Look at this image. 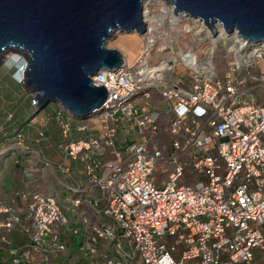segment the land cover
Masks as SVG:
<instances>
[{
	"label": "built area",
	"instance_id": "2783aa9c",
	"mask_svg": "<svg viewBox=\"0 0 264 264\" xmlns=\"http://www.w3.org/2000/svg\"><path fill=\"white\" fill-rule=\"evenodd\" d=\"M154 1L133 64L122 53L120 69L93 78L108 94L99 136L72 141L70 119L57 116L64 157L84 165V184L70 189L78 213L70 221L49 196L0 201V232L23 238L2 234L0 264L47 262L69 253L71 238L101 264H264V42L235 32L221 49L226 31L215 38L204 21ZM154 93L169 113L151 107ZM117 119L133 140L125 150Z\"/></svg>",
	"mask_w": 264,
	"mask_h": 264
},
{
	"label": "water",
	"instance_id": "95a60500",
	"mask_svg": "<svg viewBox=\"0 0 264 264\" xmlns=\"http://www.w3.org/2000/svg\"><path fill=\"white\" fill-rule=\"evenodd\" d=\"M144 0H0V55L24 60L25 88L38 106L61 105L74 118L101 111L107 91L93 84L118 70L123 55L107 46L116 31H146ZM176 12L220 23L248 42H264V0H166Z\"/></svg>",
	"mask_w": 264,
	"mask_h": 264
},
{
	"label": "rangeland",
	"instance_id": "374dc122",
	"mask_svg": "<svg viewBox=\"0 0 264 264\" xmlns=\"http://www.w3.org/2000/svg\"><path fill=\"white\" fill-rule=\"evenodd\" d=\"M216 29L218 30L219 27H217ZM217 30L216 31L214 30L213 33H211L212 36L215 37V38L219 34L217 32ZM120 33L113 35L112 38L108 41L107 46L110 49H116V50L121 51L122 53H124L126 55V57H127V60H126L127 65L130 67L133 64V62L135 60V57H136V55L138 53L139 46H140L142 38L138 34L124 35L122 32H120ZM233 34H229V33L225 32V34L223 36L224 42L220 43L219 48L223 49V47H229L230 46V41L232 40L231 36ZM215 35H217V36H215ZM184 44L186 46L190 45V43L187 42V41ZM182 47H185V46L183 45ZM17 54L18 53H16V51H9V52L5 53L4 55H2L0 57V90L2 89L1 88L2 86H4V85L7 86V84L8 85L11 84L8 94H10V93L12 94L13 91H15V90H16V94L19 93V95H20L21 92H23L24 95L28 94L31 97L32 105H36V103H35V101L33 99V96H31L28 93V90H26L25 86H24L23 72L25 71V66L22 69V76L20 77L21 78L20 82H15V81H13L12 79L9 78V73H10L9 71L14 68V67L11 68V66H9V62H10V60H11V58L13 56H18ZM222 67H223V65L220 64L219 69H220L221 72H223ZM175 72H176L177 75H182L183 74V70L180 69V68L175 70ZM174 77H175V74H171L170 76L167 77L166 82H172L173 81L172 78H174ZM17 83L20 86H18ZM10 90L12 92H10ZM16 94L13 93V95H16ZM137 102H139V100ZM22 104H23V102L20 104V109L18 111L19 113H17L15 115V120H13L12 122H11V119H8V117H9L8 113L9 112L7 110H6L5 113H3V112L0 113V137L3 135L4 131H7L11 127L13 128L16 125L15 121L18 120V118L21 117L23 115V113L26 111L27 107L22 109ZM164 106H165L164 102L161 101L160 99L152 104V107L154 109H156V110H160ZM17 107H19V106H17ZM12 112H14V110H11V113ZM41 117H43V116L38 115L36 118H34L33 119L34 120V124L40 125L39 122L42 119ZM43 118H45V117H43ZM96 119H97V117L87 119L88 120V124L87 125L89 127L90 132L77 134L76 136H74V138L75 139H76V137H77V139H81V138L82 139H84V138H86V139H88V138H96L97 135L96 136L92 135L94 131L97 132V130L99 129L98 127H99L100 124L98 126H96V124H97V120ZM46 121H47V118L43 122H46ZM29 123H31V121H29ZM54 124H55V120L52 121L51 126H53ZM36 125H31V127L34 130H36L37 128H40V130L44 129V127H36ZM22 126H25V127L23 128L24 130H22L20 132V137H22L23 141L25 142V145H27V146L28 145H30V146L32 145V148L34 150H40V146H42L44 144V139L41 141L40 144H34V143L38 142L36 140V137L38 136V133L34 132L33 130L28 129V127H29L28 124L22 125ZM42 126H43V124H42ZM5 133L14 134L11 131L10 132L7 131ZM37 139L40 140L41 138H37ZM5 142L6 143H12V141L9 140V139L5 140ZM15 143H13V145ZM13 145H12V147H13ZM55 145H56V149L58 150V148H57L58 147V143H56ZM43 146H46V145H43ZM49 147H51V145L48 144V146L45 147V150L47 152L53 151L52 157L48 156V158L52 162V168L54 169L55 173H54V171H52V169L50 167H48V166H44L43 167L44 163H41V165H42L41 169H36L35 170V169H33V166L29 165V168H25V171L34 172V170H35V172L32 173L31 178L32 177H37V178L42 179L45 182L47 180H49L51 177L54 178V180L48 181L47 184L42 185L39 189H33L31 191V193H30L31 195H34L35 193H40L43 196H51L52 191L53 190H57L56 199L60 200L62 197L63 198H67V197L70 196L68 188H65L64 185H66L68 183V181H67L68 179H74L75 178L77 180V179L81 178L82 173L84 171V165L80 161H73V160L65 161L63 163V167L64 168H69L70 171H71V175H70V173H69V175H65L59 168L57 170L56 163L54 164L53 161H52V159L55 160V159L58 158L57 150H54L53 148L50 150ZM41 155H42V157H44L43 154H41ZM37 156H38L37 154H33V153L30 154L29 155L28 164H33V163H30L31 161H33V157H34L35 161L38 162V160L36 158ZM34 167H36V166H34ZM164 170H167V167H164ZM171 170H172L171 167L167 171H162V169L159 168V170L154 174V176H155V178L157 180V183L160 186H163L166 183V181L168 180V177H169V174H170ZM31 178L28 181V186L33 182V180H31ZM12 185L13 184L9 182V186L11 187ZM63 213H64L65 217H67L70 221L73 220L74 213L68 212L66 210V208H64ZM78 260H80V256L79 255H75L71 260H69L68 258H61V256L59 254H56V255L52 256L51 261H50L49 264H75L76 261H78Z\"/></svg>",
	"mask_w": 264,
	"mask_h": 264
},
{
	"label": "trees",
	"instance_id": "16d2710c",
	"mask_svg": "<svg viewBox=\"0 0 264 264\" xmlns=\"http://www.w3.org/2000/svg\"><path fill=\"white\" fill-rule=\"evenodd\" d=\"M9 66H11V68L14 67L13 69H11L9 71L10 72L9 78L15 82H20V80H21L20 77L22 76V69L25 66V62L19 56H13L9 62ZM10 85L11 84H9V85L7 84V86L4 85L1 87L2 89L0 90V105L5 103L6 100L4 98H7L8 95L11 96V93L8 94L9 89H10ZM18 86H20V85L18 84ZM10 92H12V91L10 90ZM13 92L16 94V90ZM25 98H26V100H25L24 104H25V108L27 107L26 111L23 113V115L21 117L18 118V120L15 121L16 125L13 128L11 127L7 130L9 132L10 131L13 132L14 134H12V133L8 134V133H5L7 131H4L3 135L0 137V199L7 202V203H12L16 206L22 205L21 194L31 195L30 193L33 189H39L42 185L47 184L48 181L54 180L53 177H51L46 182L40 178H37V177L31 178V175L34 172L25 171V168H29V164H28L29 153L32 151H34V152L37 151V150H34L32 148V145L31 146L25 145L26 150L28 152L25 154L20 152V151L15 152L12 150L13 143H15L17 138L20 137V132L22 130H24L23 128L25 126H22V125L28 124V126L30 127V130L37 132L38 136L36 138H41L40 140L37 139V141L41 143V141L43 139H44V141L46 140V138L44 137L43 131L38 130V129L34 130L33 128H31V125H36V124H34L33 119L36 118L38 115H40V116L44 115L45 118L49 119L53 116H56V115L58 116V114H60L63 118L70 119L71 124H72V128H73L71 140H73V141L77 140L74 138V135L78 134V132L76 131L75 128H77L81 124V122H79V120L72 119L73 117H71V115L69 114V111L65 110L61 106L49 105V106L35 107L31 103V97L30 96L27 95ZM11 110H14V112L11 113ZM17 111H18V108H15V107H12L10 109L8 116L11 117V122L13 120H15V115L17 114ZM29 121H31V123H29ZM57 126H58V123H57ZM36 127H37V125H36ZM58 129H59V126H58ZM59 132H60V129H59ZM79 134H82V133H79ZM60 138H61V140L58 143L57 148H58L59 152H61V156L55 160L52 159L53 163L54 164L56 163V165H57V170L59 167H61L63 165V163L65 161H68V160H65L63 158L64 155H63V152L61 151V148H60V146L62 144L61 133H60ZM7 139L11 140L12 143H6L5 140H7ZM40 156L43 160H45V162L50 163V165L52 166V162L50 160L45 159L44 157H42V155H40ZM35 166L36 167H33V169H35V170L42 168L41 163H37ZM54 173H55V171H54ZM70 175H71V171H70ZM30 178H31V180H33V182L28 186V181ZM84 178H85V170L83 171L81 178H79L77 180L75 178L74 179H68L67 180L68 183L66 185L71 186V187L78 186L79 180H83ZM9 182L13 184L11 187L9 186ZM52 192L57 193V190H53ZM17 235L19 236L18 233H17ZM18 236H15L16 241H20V238ZM8 237H9V239H11V234H9ZM76 264H90V263L87 262L85 259H80V260H78V262Z\"/></svg>",
	"mask_w": 264,
	"mask_h": 264
},
{
	"label": "crops",
	"instance_id": "0c3cea01",
	"mask_svg": "<svg viewBox=\"0 0 264 264\" xmlns=\"http://www.w3.org/2000/svg\"><path fill=\"white\" fill-rule=\"evenodd\" d=\"M14 93V92H13ZM13 93L11 94V96L10 95H8L7 96V98H4L6 101H5V103L4 104H1L0 105V113H5L6 112V110L8 111V112H10V109L12 108V107H15V108H18V111H19V109H20V104H21V102H23V104H22V109L23 108H25V104H24V102H25V100H26V96L28 95V94H25L24 95V93L23 92H21L20 93V95H19V93L18 94H16V95H13ZM29 93V92H28ZM24 95V96H23ZM29 96V95H28ZM160 99V97H159V95L158 94H156V93H154V94H152V97H151V100H150V105H151V107H152V104L154 103V102H156V101H158ZM161 100V99H160ZM11 103V104H10ZM165 104V103H164ZM17 106H19V107H17ZM153 108V107H152ZM17 111V113H19ZM160 112H162V113H164V114H167V113H169L170 111H169V109H168V107L165 105L162 109H160L159 110ZM43 117H44V115H43ZM43 117H41L42 119H41V121L39 122L40 123V125H37V127H44V129H41L42 131H43V134H44V137L46 138V140L44 141V144L43 145H46V146H40V150H37V151H35V152H37V154L38 155H41V154H43L44 155V158L45 159H47V160H49V158H48V156L49 157H52V153H53V151H51V152H47L46 150H45V147H47L48 146V144L49 145H51V147H49V149L51 150L52 148L54 149V150H57L56 149V143H59L60 142V140H61V138H60V132H59V129H58V126H57V121H56V119H57V115L56 116H53V117H51V118H49V119H47V121L46 122H43L46 118H43ZM63 118V117H62ZM65 119V118H64ZM53 120H55V124L53 125V126H51V123H52V121ZM117 123H116V125H117V127H118V133H119V136L120 135H122V137L120 138V139H122V143H121V147H122V150H125L127 147H129V145H131L132 144V141L133 140H127V138H125V136H124V132H123V127L125 126L126 127V124L125 123H122L119 119H117V121H116ZM42 124H43V126H42ZM99 124H101L102 125V122L100 121H97V124H96V126H98ZM32 128V127H31ZM28 129H30V127L28 128ZM38 130H40V128H37ZM98 129V128H97ZM99 129H100V125H99ZM97 130V132H93V134L92 135H94V136H96L97 135V137L99 136V134H100V131L101 130ZM87 132H90V131H87ZM86 132V133H87ZM79 134V133H78ZM77 134H75L74 136H76ZM59 139V140H58ZM76 139H77V137H76ZM82 139V138H81ZM84 139H86V138H84ZM36 140H37V138H36ZM77 140H79V139H77ZM34 144H40V142H37V143H34ZM117 146H118V144H117ZM119 146H120V143H119ZM57 152H58V158L61 156V152H59V150H57ZM105 159V158H104ZM31 161V160H30ZM30 163H33V164H29V165H31V166H35L36 165V162L35 161H31ZM34 172H35V170H34ZM81 182H83V180H79V182H78V185L81 183Z\"/></svg>",
	"mask_w": 264,
	"mask_h": 264
},
{
	"label": "clouds",
	"instance_id": "9594fccd",
	"mask_svg": "<svg viewBox=\"0 0 264 264\" xmlns=\"http://www.w3.org/2000/svg\"><path fill=\"white\" fill-rule=\"evenodd\" d=\"M235 33V32H234ZM131 35V34H130ZM121 52V51H120ZM7 53V52H6ZM5 54V53H4ZM121 54H122V52H121ZM18 55V54H17ZM19 56V55H18ZM20 58H21V56H19ZM22 59V58H21ZM23 60V59H22ZM24 61V60H23ZM25 68H26V64H25ZM23 78H24V72H23ZM24 86H25V80H24ZM26 89V88H25ZM31 95V94H30ZM32 96V95H31ZM33 99H34V96H33ZM34 101H35V103H36V105H33V106H35V107H38V104H37V102H36V100L34 99ZM58 106H61V105H58ZM62 107V106H61ZM63 108V107H62ZM69 111V110H68ZM69 114L71 115V117H73V114L69 111ZM97 113H94V114H91V115H87L86 117H82L81 119H79V118H72V119H74V120H79V122H81V124L79 125V126H81V125H87L88 124V120H86V119H89V118H95ZM67 116V115H66ZM8 119H11V117L9 116L8 117ZM65 119H67V118H65ZM93 120V119H92ZM97 120V119H96ZM56 121H57V119H56ZM71 121V120H70ZM90 121V120H89ZM98 121V120H97ZM87 122V123H86ZM99 128V127H98ZM76 129V128H75ZM87 131H90V130H87ZM87 131H85V132H78V133H86ZM72 133H73V131H72ZM72 135V134H71ZM89 139V138H88ZM79 140H86V139H79ZM73 141V140H72ZM75 141H78V140H75ZM12 150L13 151H15V152H17V151H20V152H22V153H28L27 152V150H26V147H25V142L23 141V139H22V137H18L17 138V140H16V143L13 145V147H12ZM37 154V152H34V151H32V152H30L29 153V155L30 154ZM38 155V154H37ZM37 160H38V162L37 161H35V159H34V157H33V161H35L36 162V164L37 163H41V161H43L44 162V164H43V167L44 166H48V167H50L51 169H52V166L50 165V163H48V162H45V160H43L42 158H41V156L40 155H38L37 157ZM65 160H71V159H68V158H65V157H63ZM74 161V160H73ZM47 164V165H46ZM59 169L65 174V175H69V173H70V169L69 168H64L63 167V165L61 166V167H59ZM52 171H54L53 169H52ZM85 178H86V176H85ZM85 178L83 179V182H81L78 186H74V187H71V186H68V185H64V187L65 188H68V190H69V193H70V196L69 197H67V198H61L60 200H57L56 199V193H53L52 192V194H51V196H49V197H54L56 200H57V202H58V204L62 207V209L64 210V208H66V210L68 211V212H72V213H74V214H76V213H78V211L77 212H73V210L71 211V210H68V208H70L71 207V200L73 201V195L71 194V192H70V189H75V188H77V187H79L80 185H82V184H84V182H85ZM22 195H26L27 197H32L33 195H29V194H21V196ZM34 195H41L40 193H35ZM43 196V195H42ZM45 197H48V196H45ZM0 201H3V200H1L0 199ZM3 202H5V201H3ZM6 204H10V205H14V204H12V203H7V202H5ZM14 206H16V205H14ZM16 207H18V206H16ZM67 218V217H66ZM2 234H6L7 235V237H8V235L9 234H11V241H12V243H13V245H16L17 243H19V241H16L15 240V236H18L17 235V233H13V232H9V233H5V232H0V237L2 236ZM19 238H20V242L23 240V238L19 235L18 236ZM9 238V237H8ZM69 244H70V246H71V250H70V252L69 253H67V254H59L60 256H61V258H68L69 260H71L75 255H79L80 256V259H85L87 262H89L90 264H101V259H100V256H99V258H96L95 260H91V259H89V258H86V257H84L83 255H81V254H79L78 253V250H77V240L76 239H74V238H71L70 240H69ZM53 255H56V254H51L50 256H49V258H48V260H47V262H44V263H41V264H49L50 263V261H51V258H52V256ZM78 261H76V263H77ZM75 263V264H76ZM135 264H137V263H135Z\"/></svg>",
	"mask_w": 264,
	"mask_h": 264
},
{
	"label": "bare ground",
	"instance_id": "6f19581e",
	"mask_svg": "<svg viewBox=\"0 0 264 264\" xmlns=\"http://www.w3.org/2000/svg\"><path fill=\"white\" fill-rule=\"evenodd\" d=\"M160 0H155L154 2H159ZM163 1V0H162ZM151 2H153V0H144L143 1V3H142V8L143 7H145V8H147V9H149V3H151ZM163 3H164V1H163ZM166 3H164V5H165ZM166 5H168V4H166ZM170 5H171V3H170ZM170 5H168V6H170ZM143 23H144V20H143ZM197 23H199L200 24V28L202 27V29L204 30V27L206 26L208 29H209V27L205 24V26L203 25V23L199 20V21H197ZM145 24V23H144ZM225 28L224 27H222V28H219L218 30H217V32L218 33H223L224 31H226V30H224ZM214 31V30H213ZM216 31V30H215ZM209 32H210V34L212 33L211 32V30L209 29ZM120 33V30L119 31H116L113 35H115V34H119ZM125 35V34H124ZM127 35H129V34H127ZM215 36H217V35H215ZM2 55H4V54H1L0 55V57L2 56ZM131 102V101H130ZM87 120V119H86ZM41 163H44L43 161H41Z\"/></svg>",
	"mask_w": 264,
	"mask_h": 264
}]
</instances>
